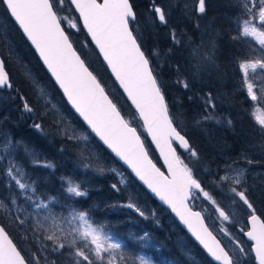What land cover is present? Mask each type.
I'll return each instance as SVG.
<instances>
[{
    "label": "snow or ice",
    "instance_id": "6c2138e0",
    "mask_svg": "<svg viewBox=\"0 0 264 264\" xmlns=\"http://www.w3.org/2000/svg\"><path fill=\"white\" fill-rule=\"evenodd\" d=\"M0 3L6 6L27 40L39 53V57L51 76L54 77L56 84L63 90L72 108L82 117L91 132L95 133L161 201L171 208L213 260L219 264H240L241 256H248L249 249L232 236L226 227L221 226L219 230L228 236L235 245L232 254L226 251L213 231L209 230L202 213L193 211L188 203L191 199L203 196L214 206L221 222H230L232 219L229 212L216 201L212 193L205 190L202 182L194 175L193 168L181 159L177 148L174 147V144H178L180 148L190 154L192 159H199L198 152L192 147L186 138V133L176 123L175 117L169 111L159 74L143 49V37L130 27V24L136 21V13L130 0H71V4L75 5L79 12V17L78 20H68L67 23L70 28L78 29V22H83L84 28L87 29L91 40L99 49L107 67L135 107L139 119L143 121V128L159 149L168 170L167 174L149 159L137 128L124 118L117 104L106 92L102 82L93 74V71H90V65L81 58V54L73 46L70 36L62 27L65 18L58 15V8L64 3V0H0ZM253 7L256 9L254 14L253 8H249L246 3L244 5V15H252L251 18L243 20L240 36L253 37L261 48H264V0H259ZM195 10L204 14L206 11L205 0H198ZM150 11L154 12L155 18L161 24H167V13L155 0H151ZM257 19L258 24L255 22ZM170 35L173 44L183 43L175 29H172ZM238 38L239 36L233 37V39ZM152 54L158 56V50L154 49ZM194 54L199 56L198 49L194 50ZM209 58L208 56L204 57V59ZM195 67L199 71L200 64L198 63ZM239 68L244 75V85L251 100L264 101V96L258 98L254 91V84L249 79L250 69L253 72L257 68L264 69V59L242 61L239 63ZM36 83L33 80V84ZM176 83L185 89L190 87L189 82L181 78L179 74ZM5 87L11 89L13 85L9 79V73L6 71L5 61L0 60V89ZM39 94L46 99L43 89H40ZM20 98L24 100L23 96ZM203 100L206 106L205 112L208 114L196 120V125L216 119L214 114L209 111L216 107L212 94L208 93L203 97ZM23 107L28 113L34 111L26 100ZM252 115L261 130L264 131V107L256 108ZM231 123L232 121L228 120V124L231 125ZM33 127L43 130L40 123H34ZM68 138L86 140L88 137L77 136L73 132V135ZM241 158L247 159L244 156ZM248 163L250 164L252 161L249 160ZM46 166L51 167L50 164ZM15 167V165L12 166V168ZM85 167H89V165L85 164ZM227 167L229 170H233L231 165ZM12 168L8 169L7 174L15 180L19 189L22 191L31 189V185L21 182L13 175ZM98 170L103 171L102 168ZM17 172H19L18 169ZM243 173V169L238 170L236 176L233 177L226 171L216 181V185L217 187H223L224 183L234 185L229 188L233 196L232 205L238 204L235 199L238 197L239 201L250 211L247 220L250 227L247 231L241 228V232L251 241L250 252L255 254L257 264H264V220L256 215L247 189L239 190L236 187L241 184ZM67 185L66 191L69 195L76 197L86 195V192L81 190V186L74 184L71 179L67 181ZM113 187L115 188L116 185ZM13 203H15L14 200ZM35 206L37 208L46 207L41 203H37ZM0 207L3 205L0 204ZM127 207L135 208L141 216H144V212L136 205L129 203ZM70 215L72 219L68 221L69 224L73 220H79L81 224L79 227H73L67 236H64L63 230L59 228L57 231L61 232L60 235L57 234V231H52L49 234L48 229L44 228V225L39 221L33 231L37 232V229L44 228L43 234L37 233V238L39 239L42 235L43 240L51 241L54 252L67 246L75 249L74 257L87 261L88 264H95L91 256L101 261L102 264H124V257L118 258L116 255L121 245L112 242V238L103 233L102 226H94L90 222L87 212L74 210ZM73 233H75L74 236ZM147 235L145 233L144 237H140V239H144ZM77 240H83L85 243L83 246H79ZM89 245L92 247L89 248ZM80 260H75L73 264H80ZM0 264H25L24 257L21 256L13 241L9 239L3 227H0ZM133 264L136 262L134 261ZM138 264H150V262L141 258Z\"/></svg>",
    "mask_w": 264,
    "mask_h": 264
},
{
    "label": "trees",
    "instance_id": "16d2710c",
    "mask_svg": "<svg viewBox=\"0 0 264 264\" xmlns=\"http://www.w3.org/2000/svg\"><path fill=\"white\" fill-rule=\"evenodd\" d=\"M64 3L70 8L66 0H64ZM130 3H132L136 13V21L132 22L130 27L143 37V49L150 57L153 67L159 74L169 111L175 117L176 123L186 133V138L192 147L198 152L199 159L194 160L191 158L189 160L187 158L190 157L189 153H179V155L181 159L193 168L194 175L202 182L205 190L212 192L216 197H222L219 193L222 187H217L215 183L212 184L210 182V178L216 176L214 174L216 169L231 163H239L242 159L241 157L244 156L252 161L250 166L252 170L256 169L257 172L264 170V132L256 127L249 118V111L247 109L248 101L243 94L238 92L236 86V81L239 76L236 61L245 59L250 51L247 40L239 38L232 40V37L236 35L234 20L239 11V0H205L206 11L204 14L192 13L189 21H181L178 28L171 27L177 31L183 40V43L178 45L173 44L171 37H168L165 33H154L152 29L149 30V33L153 32L154 36L148 39L147 35L149 37L150 35L147 33L148 31L145 27L141 28L143 33L141 35L137 31L136 25L140 20V13H146L147 9L150 11V5H148L150 2L146 0H130ZM0 9L8 25L9 38L12 40L15 48V54L12 52L10 55L14 58L16 56L15 59L17 60L16 62L13 61L7 54L9 52L4 49L5 47L0 42V58L5 61V68L9 73L13 85L11 89L15 90L18 86V80L21 85L26 87L27 83L25 80L29 73L46 86L50 90L51 95L59 102L62 110L70 115L82 129L86 130L66 105L60 92L46 74L34 52L13 24L2 3H0ZM70 10L72 15H75L71 8ZM58 15L65 18L60 6L58 8ZM75 18L77 17L75 16ZM62 27H64L66 33L70 36L73 46L81 54V57L90 65V70L102 82L106 92L109 93L113 102L117 104L124 118L131 123L134 120L139 123L137 116L113 82L81 27L78 25V29L70 28L66 18L64 19ZM168 28L166 27V30ZM144 38L146 41H144ZM154 49L158 50V56L152 54ZM197 49L199 55L203 52L210 58L198 60L199 56L194 54V50ZM198 63L200 64L199 71L195 67ZM161 65L163 66L161 67ZM178 74L181 78L189 82L190 87L188 89L176 83ZM208 93L212 94L216 105L215 109H210L209 111L216 118L220 119L221 123L215 124L212 120H209L202 122L200 125H196V120L208 114L205 112L206 106L203 100V97ZM228 120L232 121L231 125L228 124ZM29 140L31 146L39 151L35 147V141L38 140L37 137L34 136L33 139L30 138ZM93 140L105 159L114 163L116 167H121L95 139ZM54 144L51 145L56 147L55 151L50 147V154L39 153L40 157L44 159L47 157L55 164L54 174H47L46 168L41 169L42 172H40V167H37L36 171V173L39 171L40 188L45 187L47 191L49 188L52 194L56 192V184H59L60 187L63 186V183L57 178L59 175L76 176L78 173L75 168V159H66L68 154L64 151V162H62L61 155L57 154L59 145L66 146L67 142L65 140H54ZM148 146L150 147L149 144ZM47 149L43 150V152ZM149 154L156 164L159 165L155 153L153 152L155 157L151 153ZM121 169L127 175L131 188L138 194L140 203L149 210L154 209L156 211L158 214V222L157 224L146 222L134 216L133 212L129 210L127 211L128 213H112L107 217L111 220L108 221L109 225L117 220V223L120 224L112 230L117 233H119L118 231L126 232L125 226L122 225V223H125L129 227L133 226L131 228H135L137 231H147L150 233L156 239L157 247L160 248L154 250V252L159 250L156 252L158 254L153 258L157 263H197L189 262L188 258L176 248L175 242L178 238L182 237L186 242V249L194 250L205 264H213L180 229L170 214L159 206L126 170L122 167ZM80 174L78 173V176ZM110 180L111 178L109 176H103L101 181L97 180L99 186H97L96 190H92L86 196L73 198V205L78 208H84L83 210L85 212H91L93 215L100 213L96 204L102 200L103 196L107 195L112 199L115 195L114 193H116L108 192ZM262 184V181L256 178H248L247 180L249 199L256 210V214L264 220V188L261 187ZM113 185H115V182L111 183L112 187ZM224 190L225 188L223 187ZM194 201L195 199L191 202L193 208H195ZM103 205L107 207L104 212L109 211L110 203L109 205L103 203ZM95 206H97V209L94 208ZM0 226L5 229V232L24 257L27 264H30L28 254L24 247L26 245L35 251L36 245L29 236H24L28 233L22 230L15 219L11 218L2 207H0ZM122 235L119 238L124 242ZM128 245L126 242L123 248L129 247ZM127 250L128 248L125 251L127 252ZM56 255L57 252L53 256L56 264H73L71 261L73 260L72 257H70L71 260H67L68 262L61 263L60 256ZM87 263V261L80 260V264ZM249 264H253V258L249 260Z\"/></svg>",
    "mask_w": 264,
    "mask_h": 264
},
{
    "label": "rangeland",
    "instance_id": "374dc122",
    "mask_svg": "<svg viewBox=\"0 0 264 264\" xmlns=\"http://www.w3.org/2000/svg\"><path fill=\"white\" fill-rule=\"evenodd\" d=\"M146 1L151 3V0ZM155 2L161 5L167 13V24L157 22L154 13L147 9L146 13H140V20L136 25L137 31L141 35L143 34L141 28L145 27L148 31L147 33H149V30L152 29L154 33L163 32L168 37H171V27L174 26V28H178L181 21H189L192 13L198 14L195 10V5L198 4V0H155ZM258 2L259 0H239V11L237 12L234 20V29L236 34L235 37L239 36V39L247 40L250 50L245 59L236 61V66L239 71V76L236 81L237 90L239 93L243 94L248 101L247 109L249 111V118L256 125V127L260 128V126L256 123L252 112L256 108L264 107V101L259 99L258 101L251 100L248 96L247 88L244 85V75L239 68V63L242 61L264 59V48H261L253 37L240 36L243 20L251 18L252 15H244L245 3L249 8H253L254 14L256 9L253 5ZM60 8L67 21L77 20L75 15H72L70 8L65 5V3H63ZM255 22L258 24V19ZM166 27L169 28L166 30ZM7 28L8 25L6 19L2 15V11L0 9V42L5 47L4 49L9 52L7 54L14 62H16V56L14 58L10 55L12 52L14 53L15 48L12 40L9 38ZM149 35L150 37L147 35L148 39L153 38L154 36L153 32L149 33ZM144 41H146L145 38ZM205 56L206 54L202 52V54L199 55L198 60H203ZM21 66L24 67L23 65ZM162 66L163 65H161V67ZM249 79L254 84V91L256 92L258 98L264 96V69L257 68L255 72L250 69ZM33 80L37 83L33 84ZM25 81L27 83L26 87L21 85L18 80V86L15 90H0V204L3 205L2 208L5 212L9 214L11 218L15 219V221L21 226L22 230L28 233L24 236H29L35 243V251L28 248L26 245L24 247L28 254L30 264H53V262L56 264V260L53 258L55 252L52 250L53 246L51 241L43 240L42 235L38 239L37 233L43 234L44 228H46L50 234L52 231H57V228H59L63 230V235L67 236V233H69L73 227H79L81 224L79 220H73L71 224L68 223V221L72 219L70 214L73 213L74 210L76 212L85 210H83L84 208H78L73 205V198L79 197L69 195L67 193V181L71 179L74 184H79L81 186V190L86 192L87 195V193L92 190H96L97 186H99L97 180L101 181L103 176H109L111 178L108 192L116 193H114L115 195L112 199H110L107 195L103 196L102 200L96 204L100 213L93 215L91 212H88L90 222L94 226H102L103 233L110 236L112 238V242L119 243L121 245V248L116 255L118 258L120 256L124 257V264H133L134 261L138 264V261L141 258L149 261L150 264H160L155 262L153 259L154 256L158 254L156 252L159 251L154 252V250L160 248L157 247L156 239L152 237L150 233L147 231H137L135 228H131L133 226L129 227L128 224L125 225V223H122V225L125 226L126 232H114L112 229L118 227L120 224L117 223V220L109 225L108 221L111 220L107 218L112 213L124 214L125 212L128 213L127 211L131 210L133 215L137 218L143 219L146 222H151L152 224H157L158 214L156 211L154 209L149 210L140 203L138 194L129 185L128 177L122 171L121 167H116L114 163L104 158L99 149L96 147L93 140L94 138L90 135V133L87 130L82 129L70 115L62 110L59 102L51 95L50 90L46 86L29 73L28 77L26 76ZM40 89H43L46 93V99L40 96ZM21 96L24 97V100L20 98ZM25 100L33 107L34 111L32 113H28L24 110L23 105ZM217 120H219V122H217ZM212 121L215 124L221 123V120L218 118L213 119ZM34 123H40L43 130H37L33 127ZM132 126L137 128L138 132L148 145L140 124L134 120L132 121ZM73 132H75L77 136H87L88 138L86 140L69 139L68 137L73 135ZM34 136L38 139L35 141V147L38 148L39 151L34 149L30 144L29 139H33ZM54 140H65L67 142L66 146L59 145L57 154L61 155V161L64 162L63 152L66 151V154H68L69 157H66V159H75L74 162L76 171L81 174L80 176H78V173L76 176L59 175L57 178L63 183V186L60 187L59 184H56V192L55 194H52V192L49 191V188L48 191L45 187L40 188L39 171L38 173H36V171L37 167H40V172H42L41 169L46 168L47 174L55 171V164H53L47 157L44 159L39 156V153L50 154V147H52L55 151L56 147L52 146L54 144ZM45 149L47 150L43 152ZM148 150L151 155H153L151 147L148 146ZM187 158L191 160V157ZM248 161V159H241L239 163L235 162L229 164L235 171L229 170L227 167L228 165L216 169L214 172L216 176L212 175L213 177L210 178V182L212 184H216L219 177L224 175L226 171H228L230 176L235 177L236 172L243 169L244 173L241 177V184L236 186L239 190L247 189L248 178L261 180L263 183L261 187L264 188V170L257 172L256 169H253V171L250 168L251 163L249 164ZM49 164L51 167L46 166ZM85 164L89 165V167H85ZM13 165L16 167L12 168ZM9 168H12L13 175H15L17 179H20L23 183L31 185V189H25L23 191L19 189L15 180L7 174ZM60 168L62 167L60 166ZM101 168L103 171L98 170ZM17 169L19 172H17ZM122 179L123 182H121ZM112 182H115L117 187H112ZM231 186L234 185L224 183L223 187L225 190L223 191L222 187L219 191L222 197H216L212 192H210L216 201L232 216L230 222H221L218 219V214L215 212L214 206L205 200L203 196H200L194 201V209H197L204 214L209 228L220 239L221 243L230 254H232V250L235 248V245L230 241L229 237L219 229L221 226L226 227L232 236L249 249L248 242L244 240L237 229H245V219L250 214V211L241 201H239L238 197H235L238 204L232 205L233 196L229 191ZM28 197H31V199H28ZM13 200L15 203H13ZM37 203L44 204L46 207L37 208L35 206ZM103 203L106 205H109L110 203L109 211L104 212L107 207H104ZM129 203L136 205V207L143 211L144 216H141L135 208L127 207ZM97 206L94 208L97 209ZM37 221L41 222L44 225V228L37 229V232H34L33 229L37 227ZM145 233L148 234L147 237L140 239V237H144ZM57 234L60 235L61 232L57 231ZM121 234H123L122 238L124 239V242L119 238ZM72 235L74 236L75 233ZM68 238L71 239V237ZM126 242L129 244V247L125 246L126 248H123ZM84 243L85 241L83 240H77V244L79 246H83ZM175 245L176 248L188 258L189 262L191 261L192 263L197 262L196 264H205V262L202 261L194 250L185 248L186 242L182 239V237L177 239ZM91 247L92 246L89 245V248ZM127 248L128 250L126 252L125 250ZM74 251L75 249L66 246L63 249H60L56 256H60L61 263L68 262L67 260L70 259V257L73 259L70 260L74 262L75 260L80 259L78 257H74ZM86 251H88V249H86ZM251 258L252 256L249 249L248 256H241L240 264H249V260ZM91 259L95 261V264H102V262L96 260L94 256H91Z\"/></svg>",
    "mask_w": 264,
    "mask_h": 264
},
{
    "label": "water",
    "instance_id": "95a60500",
    "mask_svg": "<svg viewBox=\"0 0 264 264\" xmlns=\"http://www.w3.org/2000/svg\"><path fill=\"white\" fill-rule=\"evenodd\" d=\"M67 2L69 3V5L71 6L72 10L74 11L77 19L79 17V12L76 10L75 5L71 4V0H67ZM10 19L12 20V22L14 23V25L16 26V28L20 31V33L22 34L23 38L26 40V42L28 43V45L30 46L31 50L34 52L36 58L38 59L39 63L41 64V66L43 67V69L45 70L46 74L49 76V78L51 79V81L53 82V84L56 86V88L58 89V91L60 92L63 100L65 101L66 105L69 107V109L71 110V112L77 117V119L81 122V124H83V126L86 128V130L90 133V135L100 144V146L106 151L108 152V154L113 158V160L115 162H117L124 170H126L128 172V174L150 195V197L159 205L161 206L163 209H165L170 216L174 219V221L176 222V224L180 227V229L192 240V242L198 247V249L203 253V255L209 260L211 261L213 264H219V262L215 261L212 259V257L209 255V253L207 252V250L203 247V245H201L199 243V241L196 240V238L191 234V232L188 230V227L183 224L179 217L176 216V214L171 210V208L165 204L163 201H161L148 187L147 185H145L143 183V181H141L136 175L135 173L132 171V169L123 161L121 160L118 156H116V154L114 152H112V150L110 148H108V146L106 144H104V142L102 140H100L99 137H97L95 135V133L91 132V129L88 127V125L83 121L82 117L79 116V114L75 111L74 108H72L71 104L68 102L67 97L64 95L63 90L59 88V86L56 84L54 77L51 76V73L47 70L46 65L43 64V61L41 60V58L39 57V53L35 50L34 46L31 45V42L27 40L26 36L24 35L23 31L19 28L18 24L15 22V20L11 17L10 13L8 12L6 6L4 5ZM159 21V20H158ZM160 22V21H159ZM80 27L82 28L83 32L85 33V35L87 36L88 40L90 41V43L92 44L93 48L96 50L100 60L102 61L103 65L105 66V68L107 69L110 77L112 78L113 82L116 84L117 88L119 89V91L121 92V94L123 95L125 101L127 102V104L130 106V108L133 110V112L135 113V115L137 116L142 130L145 134L146 140L149 142L153 152L155 153L156 157L158 158V163L160 164V166H158L154 160L151 158V156L149 155V159L152 160V162L158 167L160 168V170L162 172H165L167 174V167L164 164V159L160 154L159 149L156 147V144L152 141L151 136L148 134V132L143 128V121L139 119L138 113L136 112L135 107L131 104V101L128 100L127 95L124 93L123 89L120 87L119 82L116 81L115 77L113 76L111 70L107 67L106 62L103 60L102 55H100L99 53V49L96 47L95 43L91 40V37L89 36L87 29L84 28L83 26V22L79 21ZM82 58V57H81ZM0 60H2L0 58ZM91 71V70H90ZM10 79V78H9ZM10 90L9 88H2L0 90ZM139 133V132H138ZM140 134V133H139ZM141 136V135H140ZM141 140L143 141L142 137ZM144 142V141H143ZM145 145V144H144ZM174 147L177 148V151L179 150L181 153L185 154L187 153V151H185L184 149L180 148L178 144H174ZM146 148V146H145ZM147 151V148H146ZM148 152V151H147ZM192 200V199H191ZM191 200L188 201V203L190 204ZM193 209V208H192ZM193 211H198L193 209ZM200 212V211H199ZM203 215V214H202ZM257 215V214H256ZM258 216V215H257ZM204 217V215H203ZM205 218V217H204ZM247 220L248 217L246 218V229L245 231L248 230V228L250 227V225L247 224ZM262 220V219H261ZM206 225L207 222L205 220ZM1 227V226H0ZM210 231H212L209 228ZM239 232L242 234L244 240L246 242H248L250 244L251 247V241L248 240V238L246 236L243 235V233L241 232V229H239ZM214 234V233H213ZM215 235V234H214ZM216 236V235H215ZM216 238L218 239V237L216 236ZM10 239V238H9ZM219 240V239H218ZM220 241V240H219ZM14 244V243H13ZM221 245L223 246V244L221 243ZM224 247V246H223ZM249 247V248H250ZM18 250V249H17ZM226 250V248H225ZM227 251V250H226ZM21 254V253H20ZM252 257H253V262L254 264H257L256 259H255V254L251 253ZM22 256V255H21ZM23 257V256H22ZM25 264L26 261H25Z\"/></svg>",
    "mask_w": 264,
    "mask_h": 264
},
{
    "label": "bare ground",
    "instance_id": "6f19581e",
    "mask_svg": "<svg viewBox=\"0 0 264 264\" xmlns=\"http://www.w3.org/2000/svg\"><path fill=\"white\" fill-rule=\"evenodd\" d=\"M154 13V12H153ZM155 15V14H154ZM157 19V18H156ZM157 21H158V19H157ZM159 22V21H158ZM5 90V89H4ZM2 91V90H1ZM9 91V90H8ZM42 137V136H41ZM69 158V157H68Z\"/></svg>",
    "mask_w": 264,
    "mask_h": 264
}]
</instances>
